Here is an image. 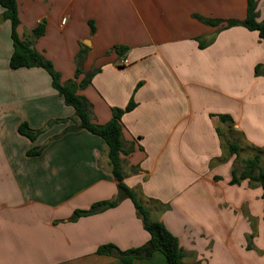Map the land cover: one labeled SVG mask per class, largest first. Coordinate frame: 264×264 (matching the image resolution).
<instances>
[{
	"label": "crops",
	"instance_id": "1",
	"mask_svg": "<svg viewBox=\"0 0 264 264\" xmlns=\"http://www.w3.org/2000/svg\"><path fill=\"white\" fill-rule=\"evenodd\" d=\"M15 1L17 35L33 40L61 82L74 79L76 56L87 48L83 70L100 71L78 93L94 123L106 124L133 97L135 108L121 117L124 182L177 238L182 264H264L262 190L247 179L229 183L235 156L225 143L237 141L241 160L264 148V41L242 26L195 18L242 21L246 0ZM256 1L262 21L264 0ZM39 25L44 31L33 39ZM115 45L129 50L119 58ZM12 52L11 25L2 19L0 264H125L97 249L125 251L148 240L129 199L69 220L117 195L105 142L85 130L60 135L69 122L55 120L73 108L42 68H10ZM223 114L233 120L230 139L216 132L227 133L224 123L212 122ZM23 122L44 130L31 141L17 131ZM43 145L39 155L27 154ZM132 264L166 260L154 252Z\"/></svg>",
	"mask_w": 264,
	"mask_h": 264
},
{
	"label": "trees",
	"instance_id": "2",
	"mask_svg": "<svg viewBox=\"0 0 264 264\" xmlns=\"http://www.w3.org/2000/svg\"><path fill=\"white\" fill-rule=\"evenodd\" d=\"M0 6L3 8V12L1 13L2 19L9 21L11 25L13 52L9 59V67L12 69L33 67L42 68L51 77V85L57 94L63 98L65 105L71 106L74 110V113L70 118L55 120V122L61 123L69 122L60 135L68 132L85 130L100 137L105 142L107 147L108 165L110 167L111 174L116 181V197L112 200L93 203L86 210H75L69 220L74 221L79 217L92 215L107 208L114 207L120 200L129 199L132 202L137 215L141 219L144 230L148 233V240L142 246L125 251H121L111 244L102 245L98 247L97 253L114 256L119 258L125 264H132L135 259H148L154 252H160L165 257L166 264H182L184 252L180 247L177 238L165 227L162 222L152 221L150 219L148 209L138 200L136 192L124 182L121 161V155L124 153L122 150L121 117L123 114L130 112L135 108L136 104L133 97L130 98L125 107L112 109L111 119L109 122L104 125L94 123L90 117L89 105L87 101L78 93L81 89L87 87L91 83L93 76L100 71L99 68L88 72L83 70V62L86 58L87 48H81L76 56L74 79L61 82L59 72L54 69L49 60L45 59L35 50L32 44L33 40L21 39L17 35L16 29L19 25V19L16 1L0 0ZM195 18L212 27L217 26L220 23L225 24L223 27L224 29L234 26H242L249 31L257 32L259 38L264 41V20H257L256 0H246V15L242 21H223L218 19L202 18L196 15ZM90 26L92 33L94 31L92 22ZM43 31L42 25L35 28L31 32L33 39L42 35ZM212 41L213 37L206 44L198 40L199 47L204 48ZM113 50L117 53L119 58H122L129 48L123 45H115ZM254 73L257 76L262 75L260 65L255 66ZM140 85L141 84L139 83L136 87H139ZM212 118H217V120L224 123L227 127L226 134H223L220 132L219 128H216L218 136L224 137V135H226L229 139L232 138V135L234 134L232 118L227 114L213 115ZM43 130V128L32 129L25 122L19 124L17 128L20 135L31 141H34L43 132ZM225 143L229 154L235 156L232 163L231 179L229 183L231 185H239L241 181L247 179L249 183L259 185L262 190L261 199L264 212V157H262L264 148L263 150L252 148L255 153L251 157L241 160L237 141L228 140ZM44 146L45 145L32 148L27 152V154L30 156L39 155Z\"/></svg>",
	"mask_w": 264,
	"mask_h": 264
},
{
	"label": "built area",
	"instance_id": "3",
	"mask_svg": "<svg viewBox=\"0 0 264 264\" xmlns=\"http://www.w3.org/2000/svg\"><path fill=\"white\" fill-rule=\"evenodd\" d=\"M62 22H65V18L64 19H62ZM126 64V62H125V60H120L119 62H118V66L119 67H122V66H124Z\"/></svg>",
	"mask_w": 264,
	"mask_h": 264
},
{
	"label": "water",
	"instance_id": "4",
	"mask_svg": "<svg viewBox=\"0 0 264 264\" xmlns=\"http://www.w3.org/2000/svg\"><path fill=\"white\" fill-rule=\"evenodd\" d=\"M1 22H2V18H1V16H0V24H1ZM212 122H213V125L214 126H216L217 124H216V122H217V118H213L212 119ZM52 122H50V124H51Z\"/></svg>",
	"mask_w": 264,
	"mask_h": 264
},
{
	"label": "rangeland",
	"instance_id": "5",
	"mask_svg": "<svg viewBox=\"0 0 264 264\" xmlns=\"http://www.w3.org/2000/svg\"><path fill=\"white\" fill-rule=\"evenodd\" d=\"M47 125H50V124H47ZM245 154H243V156H244Z\"/></svg>",
	"mask_w": 264,
	"mask_h": 264
}]
</instances>
